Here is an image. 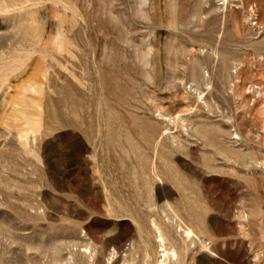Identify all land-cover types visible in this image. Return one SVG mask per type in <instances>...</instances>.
Wrapping results in <instances>:
<instances>
[{
  "label": "rangeland",
  "instance_id": "obj_1",
  "mask_svg": "<svg viewBox=\"0 0 264 264\" xmlns=\"http://www.w3.org/2000/svg\"><path fill=\"white\" fill-rule=\"evenodd\" d=\"M161 262L264 264V0H0V264Z\"/></svg>",
  "mask_w": 264,
  "mask_h": 264
},
{
  "label": "bare ground",
  "instance_id": "obj_2",
  "mask_svg": "<svg viewBox=\"0 0 264 264\" xmlns=\"http://www.w3.org/2000/svg\"><path fill=\"white\" fill-rule=\"evenodd\" d=\"M180 229H182V232L184 233V235H185V237L186 238H188V239H192V238H194L195 237V235H194V233H193V231L190 229V227H184V228H182L181 226H180ZM162 248H164V247H162ZM163 257H165V258H169V257H175V252H168V251H166L165 249H163ZM160 264H167L166 262L165 263H160Z\"/></svg>",
  "mask_w": 264,
  "mask_h": 264
}]
</instances>
